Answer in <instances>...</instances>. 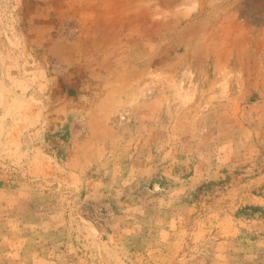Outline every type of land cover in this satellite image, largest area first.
<instances>
[{
	"label": "rangeland",
	"instance_id": "374dc122",
	"mask_svg": "<svg viewBox=\"0 0 264 264\" xmlns=\"http://www.w3.org/2000/svg\"><path fill=\"white\" fill-rule=\"evenodd\" d=\"M0 264H264V0H0Z\"/></svg>",
	"mask_w": 264,
	"mask_h": 264
}]
</instances>
